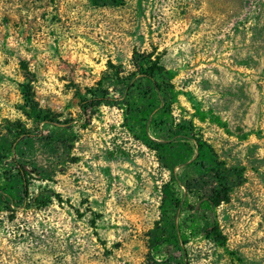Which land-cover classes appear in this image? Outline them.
Here are the masks:
<instances>
[{"label":"rangeland","instance_id":"374dc122","mask_svg":"<svg viewBox=\"0 0 264 264\" xmlns=\"http://www.w3.org/2000/svg\"><path fill=\"white\" fill-rule=\"evenodd\" d=\"M146 74L198 171L126 122ZM0 264H264V0H0Z\"/></svg>","mask_w":264,"mask_h":264},{"label":"trees","instance_id":"16d2710c","mask_svg":"<svg viewBox=\"0 0 264 264\" xmlns=\"http://www.w3.org/2000/svg\"><path fill=\"white\" fill-rule=\"evenodd\" d=\"M144 80L148 88H150L151 93H146V96L135 95L130 98L132 101L126 104L125 108L126 122L129 124L131 129L141 137L142 140L153 143L154 146H156L157 149L162 152L164 160L169 161L172 158L178 161V164H184L185 167L188 166L192 169L195 168L198 171L199 168H197V165L194 162V158L199 153H202V142L193 131V123L183 120L182 122L173 124L170 111H168L166 108L165 99L163 98L164 96L160 97L158 95L159 93H164L165 91L163 89L162 82H156L155 78H153L151 74H146L144 76ZM130 86H132V84ZM83 108L84 106H82V109ZM198 115L200 119L205 117V114L202 112H199ZM209 118L212 122L219 123L218 117L211 115ZM171 126L175 128L174 133L172 134L173 137L177 136L178 139H183V141H187V143L189 141H192V146L179 141L176 144H173V140L170 139V137L172 136L169 135L168 137L158 138L159 136L157 133V129H160L161 127H166L168 129ZM147 128H150V135H148L147 133ZM150 137L152 139H150ZM194 147L196 149L194 158L191 161L186 162V160H188L189 157L193 154ZM21 177L22 176L20 174H16V176H14V178H16L15 181L10 182L6 188V190L8 191V196L11 199H14L12 192L14 191V189H17L18 186H20L21 188L22 195L25 196L26 194V185L23 181V177ZM183 177L187 179L185 176ZM214 177H218L219 179H221L220 172H216L214 174ZM182 184L185 185L186 180H183ZM215 198V194H212L209 198H206V201L212 204L214 203ZM173 205L172 209H175L177 207V204H175V206ZM188 223L191 225L192 229L198 226V220L195 217L192 218V220H189ZM175 227L176 226L173 221L171 224V233H166L164 235H161V237L156 238V240L153 242L154 244L152 247L154 249H157V243L160 242L164 245L170 243H177L179 245V243H184L185 237H183L182 234L177 233ZM206 234L209 236L212 242H214L218 246L223 247V249L227 251L224 247V238L220 233L215 231V225L212 226L210 233L208 234L206 232ZM227 253L232 254L231 251H227Z\"/></svg>","mask_w":264,"mask_h":264}]
</instances>
